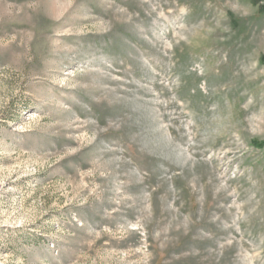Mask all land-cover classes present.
Returning a JSON list of instances; mask_svg holds the SVG:
<instances>
[{
	"label": "rangeland",
	"instance_id": "rangeland-1",
	"mask_svg": "<svg viewBox=\"0 0 264 264\" xmlns=\"http://www.w3.org/2000/svg\"><path fill=\"white\" fill-rule=\"evenodd\" d=\"M264 0H0V264H264Z\"/></svg>",
	"mask_w": 264,
	"mask_h": 264
},
{
	"label": "trees",
	"instance_id": "trees-1",
	"mask_svg": "<svg viewBox=\"0 0 264 264\" xmlns=\"http://www.w3.org/2000/svg\"><path fill=\"white\" fill-rule=\"evenodd\" d=\"M255 1H258V0H255ZM261 1H263V0H261ZM262 10H264V7L262 8Z\"/></svg>",
	"mask_w": 264,
	"mask_h": 264
}]
</instances>
